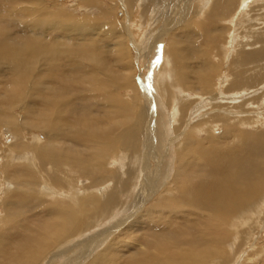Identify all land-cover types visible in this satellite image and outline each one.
Returning a JSON list of instances; mask_svg holds the SVG:
<instances>
[{
  "label": "bare ground",
  "instance_id": "1",
  "mask_svg": "<svg viewBox=\"0 0 264 264\" xmlns=\"http://www.w3.org/2000/svg\"><path fill=\"white\" fill-rule=\"evenodd\" d=\"M114 1L0 0V264H264V0Z\"/></svg>",
  "mask_w": 264,
  "mask_h": 264
},
{
  "label": "rangeland",
  "instance_id": "2",
  "mask_svg": "<svg viewBox=\"0 0 264 264\" xmlns=\"http://www.w3.org/2000/svg\"><path fill=\"white\" fill-rule=\"evenodd\" d=\"M77 1L78 0H41V2L44 4V5H46L45 7H48V8H50V10H52V11H56V13H60L61 11H73V10H75V12H77L78 14H80V15H82V14H87V13H100V12H102V11H99V10H97V9H93L92 11H88V10H86L85 8H84V10H77L78 9V4H77ZM201 0H195L194 1V4L196 3V5H197V2H199V3H202V2H200ZM111 2V1H110ZM116 2V0L113 2V3H115ZM76 3V4H75ZM75 4V5H74ZM105 5H106V7H108V8H111V7H115V6H113V5H111V4H107V3H105ZM74 6H75V9H74ZM120 7V8H119ZM116 8V7H115ZM239 10H241V8L239 9ZM57 11H59V12H57ZM243 11V10H242ZM133 13V17L131 18L130 17V19L129 18H127V16L125 15L126 13L124 12V9H122V7L121 6H118L117 7V11L115 12V16H116V18L119 20V21H121L122 20V22H131V26H133L132 27V33H133V35H134V37H135V44H137V43H140V41H142V38H144V35L142 36V38L140 37L141 36V32H142V29L140 30L139 28H138V25H136V24H138V22H139V18H140V15H139V12H137V11H135V12H132ZM4 15L6 16V18H7V20H8V23L10 24V19L13 17V14L12 13H9L7 10H5L4 11ZM139 16V17H137V16ZM58 17V16H57ZM127 18V19H126ZM126 19V20H125ZM61 20V19H60ZM246 21V19H242L241 18V21H239L240 23H242L243 21ZM223 23V22H222ZM219 26H221L220 24H218ZM158 26V25H157ZM226 26H228L229 27V24H226ZM239 25H237V27H238ZM108 27L109 26H103V30H107L108 29ZM139 29V30H138ZM239 30H240V28H239ZM176 31V30H175ZM233 29H232V32H231V35H232V33H233ZM216 33V32H215ZM141 38V39H140ZM122 38H118V40L120 41ZM165 40H163V42L161 43V44H159V46L156 48V51L154 52V50L151 52V54L150 55H147L146 53L148 52V50H149V40L148 39H146V41L145 42H143V43H141L142 44V47L141 46H136L135 44H133V46H132V42H125V43H123V45H124V47H125V49H126V54H127V56H126V58L125 59H123V61H125V63H128L129 64V62L131 61V66H130V69H132L133 70V72H134V75H135V73L137 74V76L139 77V76H141V75H143L144 73V77H143V79H144V81H143V83L145 84V86H146V84H147V87H148V85L150 86L151 84H155V82H154V78H153V76L155 75V74H157L158 73V69H159V67H160V65H161V62H162V60H163V49L166 47V46H168L169 45V38L167 37H165L164 38ZM167 43V44H166ZM192 45V44H191ZM144 47V48H143ZM140 48V49H139ZM143 51V52H140V51ZM140 52V53H139ZM145 52V53H144ZM144 53V56L142 55ZM143 56V57H142ZM141 57V58H140ZM162 58V59H161ZM115 64H112V66H114ZM155 73V74H154ZM137 76L135 77L136 79V82H137V84H138V86H139V81H138V79H137ZM156 76V75H155ZM141 78V77H140ZM224 78V77H223ZM149 88V87H148ZM148 90H150V89H148ZM120 94L122 95V96H125L127 99L129 98V95L131 94H133L132 93V90L131 89H128V88H121V90H120ZM256 114H258V115H261V114H263V113H261V110H257V111H255V112H251V113H249V117L252 119V118H254V117H256ZM255 115V116H254ZM239 124V123H238ZM239 128H240V130H246V131H253V132H258V131H261V130H263L264 129V123L263 124H260V123H256V124H254L253 122H252V120H249V122H246L245 124H241L240 126H239ZM225 132V127H223V126H221V125H215L214 126V130H213V134L215 133V134H217V135H222L223 133ZM206 135H203V137H205ZM221 139H222V144L223 143H225V142H228V141H232V140H228L226 137H223V136H219ZM219 142V141H218ZM234 142V141H233ZM167 159H169L168 157H167ZM155 161V160H154ZM153 160H151V163L154 165L155 163H156V161L154 162ZM166 181H167V177L166 178H164V182L166 183ZM159 192V190L158 191H156L154 194H153V196L152 197H154L153 198V200L151 199L150 201H154V199L156 198V195H157V193ZM150 201H149V203H150ZM262 227H264V226H262ZM257 243V242H256ZM246 244H245V247L242 249V251H240L241 253H243V254H241V253H239V257L237 258V260H239L240 258H242L243 257V255H245V251H246ZM244 249H245V251H244ZM237 255H238V253H237ZM241 260V259H240ZM239 260V261H240Z\"/></svg>",
  "mask_w": 264,
  "mask_h": 264
}]
</instances>
